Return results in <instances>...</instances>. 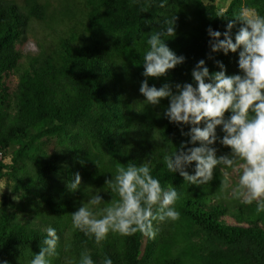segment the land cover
<instances>
[{
    "label": "trees",
    "instance_id": "16d2710c",
    "mask_svg": "<svg viewBox=\"0 0 264 264\" xmlns=\"http://www.w3.org/2000/svg\"><path fill=\"white\" fill-rule=\"evenodd\" d=\"M159 2L84 0L81 38L72 34L59 39L51 53L25 57L15 45L30 22H47L49 26L58 21L47 15L44 0H0L2 159L11 147H16L10 165L0 160V180L16 178L14 167L23 159L40 167L39 146L56 136L71 138L74 148L61 171L71 178L69 183L77 173L81 176V187L76 192L68 186L47 183L40 188L37 196L55 215L45 229L32 228L23 216L0 209V253L9 258L6 264H30L27 257L39 254L49 226L56 228L60 237L52 264H66L68 259L78 261L86 250L95 264H102L105 257H110L113 264H193L181 249L183 225L188 231L248 252L254 264H264V218L245 216L239 208L231 209L234 215L229 210L223 197V166L215 170L210 183L201 186L189 185L178 173H169L162 159L166 141L176 149L186 143L188 147L199 145L188 143L190 137L183 134L190 131V126H183L182 133L181 127L164 117L167 99L158 106L145 105L140 94L141 83L146 79L142 66L146 41L152 31L161 29L164 18L175 17V36L166 43L178 56L185 57V62L166 77L147 78L150 87L160 88L167 83L175 91L176 84L194 83L191 72L201 59L210 74L220 70L217 62L225 65L227 75L240 74L239 50L228 55L212 53L207 31L212 28L223 34L236 14L225 11V17L220 18L219 11L213 5L204 6L202 0H167L165 8H160ZM65 4L59 10L60 17L73 18L71 4ZM245 6L264 15V0H247ZM239 27L237 24L232 31L233 40ZM13 74L18 83L9 92L3 79ZM74 127L75 132L71 129ZM217 133L222 138L220 129ZM215 147L218 156L230 154L231 150L219 143ZM150 158L154 177L162 186L171 184L180 193L176 207L181 221L159 225L154 239L140 233L130 237L110 233L100 244L73 228L70 215L87 202L93 189L106 186L118 165L139 164ZM49 166L45 169L53 168L52 164ZM194 168L195 164L187 169L189 174H194ZM103 191L105 204L118 199L106 187ZM225 218L233 222L229 224Z\"/></svg>",
    "mask_w": 264,
    "mask_h": 264
},
{
    "label": "clouds",
    "instance_id": "9594fccd",
    "mask_svg": "<svg viewBox=\"0 0 264 264\" xmlns=\"http://www.w3.org/2000/svg\"><path fill=\"white\" fill-rule=\"evenodd\" d=\"M166 5L167 0H160V8ZM217 16L225 17V9L221 8ZM237 24L240 27L233 40L232 31ZM207 31L212 53L228 55L239 50L241 74L227 75L222 62H217L220 70L210 74L201 59L191 72L194 83L176 84L175 91L167 83L160 88L150 87L147 78L166 77L185 62V57L178 56L166 43L175 36V17L164 18L161 29L152 31L146 41L148 47L142 64L146 79L141 83L140 94L145 105L158 106L167 99L164 117L181 127L182 133L183 126H190V131L183 134L190 137L188 143L199 145L188 147L186 143L176 149L166 141L162 159L169 173H178L189 185L201 186L213 180L218 167L242 169L232 189L233 198L248 205L255 203L257 213H261L264 212V15L242 7L235 19L229 20L223 34L212 28ZM217 129L223 133L222 138ZM217 143L229 148L230 154L218 156ZM193 164L194 174H189L187 169ZM105 184L118 199L105 204L101 196L105 187L97 190L89 187L93 191L87 202L70 215L73 228L94 238L97 244L110 233L126 237L140 233L154 239L158 223L179 219L176 205L180 193L171 184L162 186L154 177L151 158L139 164L118 165ZM222 184L226 188L228 179ZM80 187L81 176L77 173L68 188L76 192ZM102 204L105 206L100 207ZM59 242L56 228L47 227L43 246L30 264H52ZM66 264H95V261L86 250L78 261L68 259ZM102 264L113 261L105 257Z\"/></svg>",
    "mask_w": 264,
    "mask_h": 264
},
{
    "label": "rangeland",
    "instance_id": "374dc122",
    "mask_svg": "<svg viewBox=\"0 0 264 264\" xmlns=\"http://www.w3.org/2000/svg\"><path fill=\"white\" fill-rule=\"evenodd\" d=\"M45 2L48 5L47 15L54 16L58 22L49 24V26L47 22H30L25 35L23 34L15 45L16 50L25 57L36 55L39 52L51 53L57 46L59 39L67 38L72 34L78 35L79 38L83 36L82 22L84 23V21L80 20L83 14L86 13L83 6L84 0H44ZM65 3L71 4L70 9L73 18L66 17L62 19L60 17L59 10L67 6ZM202 4L204 6L213 5L218 11L224 8L225 11H230L237 15L242 7H246L247 0H202ZM3 82L8 91L13 92L17 86L18 78L14 74L7 75ZM71 129L74 132L77 130L76 127ZM14 149H16L15 146L11 147L4 159L0 156V160L4 164H11V156ZM73 149L71 138L56 136L43 141L39 146L38 158L40 167H37L29 159L18 161L14 167L16 178L9 177L0 180V209H7L19 216H23L32 228L45 229L44 227L55 220V215L51 214L43 200L37 196V193L45 183L55 187L68 186L71 178L65 176L61 171V167L64 160L73 155ZM51 164L53 168H48L50 171L45 169V166L50 167L49 165ZM221 168L224 180L225 178L228 179V186L223 189V197L229 210L239 208L245 216L251 215L256 218H264V212L257 213L255 203L248 205L233 198L232 189L237 184L242 169ZM231 212L234 215L233 210ZM178 221H181V214L179 219L158 223L156 227L166 223L167 225L177 224ZM225 221L229 224L233 222L231 218H225ZM183 228L181 249L190 258L191 263L215 264L214 261H216L218 264H254L248 252L236 246H228L217 238L205 234L201 235L196 231H188L185 225H183ZM145 244L146 241L143 243V249ZM31 258L27 257L25 259L30 261ZM7 260L9 258L0 253V264L5 263Z\"/></svg>",
    "mask_w": 264,
    "mask_h": 264
}]
</instances>
